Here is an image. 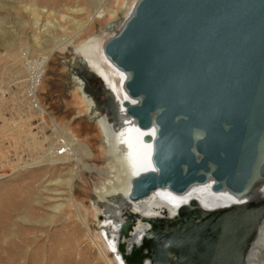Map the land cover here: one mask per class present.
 <instances>
[{"label": "water", "instance_id": "water-1", "mask_svg": "<svg viewBox=\"0 0 264 264\" xmlns=\"http://www.w3.org/2000/svg\"><path fill=\"white\" fill-rule=\"evenodd\" d=\"M101 51L125 77L112 121L147 166L112 256L246 264L264 220V0H136ZM152 195L176 204L148 210Z\"/></svg>", "mask_w": 264, "mask_h": 264}, {"label": "rangeland", "instance_id": "rangeland-1", "mask_svg": "<svg viewBox=\"0 0 264 264\" xmlns=\"http://www.w3.org/2000/svg\"><path fill=\"white\" fill-rule=\"evenodd\" d=\"M135 1L0 0V211L9 208L11 233L21 232L16 264H116L100 229L111 200H96L110 152L83 93L96 106L99 98L82 93L74 73L77 63L103 60L104 43ZM93 72L121 101L120 76ZM36 86L40 108L28 95ZM61 132L74 150H59L53 166Z\"/></svg>", "mask_w": 264, "mask_h": 264}, {"label": "bare ground", "instance_id": "bare-ground-1", "mask_svg": "<svg viewBox=\"0 0 264 264\" xmlns=\"http://www.w3.org/2000/svg\"><path fill=\"white\" fill-rule=\"evenodd\" d=\"M96 16L101 17V13H97ZM121 24L119 25V27L121 26ZM119 27L117 29H119ZM101 55L103 57L102 59L107 64L103 60H101V61L93 60V61L88 62L89 63L88 68H90L92 71H95L97 73H104V72L109 71L112 74V72L114 71L115 73H117L120 76L121 91H122L121 99L122 100L121 101L117 100V98H115L114 100H116V102H117V107L122 108L123 102H125V100H127V98L123 92V82L125 80V77H124V75L118 73L110 65V63L106 60L102 51H101ZM45 62H47V59L44 60L40 64V66L43 67ZM106 87H107V90L109 91V88L107 85H106ZM110 87H112V84H110ZM113 87H112V90H113ZM83 96L85 97L86 102L88 104V108L92 113L91 114L92 118L97 119L98 120L97 122L101 125V128H102L103 133H104V141L106 143L107 149L110 152L109 164H108L107 174H106L107 180H106V183L103 184L102 187L99 189V192L96 193L97 194L96 199L100 202H103V200L108 197V200H111L109 205H107L106 207L104 206L103 207L104 209L102 208L103 212H102L101 217L104 216L106 221H102L103 224L101 225L100 229L102 230V232L104 234L103 238H104V240H105V242H106V244L110 250V253H112V250L115 249V247H116L115 243L112 242V238H113L114 232H115L114 230L117 228L116 224L118 222V215H116V212L119 211L120 208L125 207L126 200L129 198L130 192L132 190V185H133L134 179L137 176L141 175L144 171H146L147 166H146L145 161H144L143 151L142 150L140 151L139 148L137 149V147H136L137 142H135V141H134V148H131L130 146H128V144H126V142H125L126 145L123 144V142H122V144H120V149L123 151L125 150L124 152H127V154L132 156L133 158L140 157L138 168H135L134 164H132L129 160H127L128 158L127 159H124V158L118 159L113 155V150L111 148L112 139H111V132H110L111 130H110L109 123H106L104 121V118L101 116V114L98 111H96V109L94 108L93 103L90 100V98H88V96H86L84 93H83ZM35 108H38V107H35ZM112 126L114 127V129L116 128L115 131L120 136H122V134L123 135L125 134V129L122 127V125L119 126V124L117 123V124H114ZM64 136H66V137H64ZM71 139H72V137H71ZM72 143H73V141L70 140V136H68L67 134L62 133V132L60 133L59 142L56 144L55 147L52 148V150L48 156V157H50L51 164L53 166L55 164H58V162H60L57 159V157H59L58 155H62L61 153H59V150L61 151L64 147L67 150L68 149H70L71 151L74 150V148H73L74 146ZM75 148H76V146H75ZM80 150L84 151V149L78 147V152ZM75 161H76L77 165H82L81 159H78L76 157ZM65 182L69 185V187H70V185L72 186L71 180H67ZM198 196L207 202L212 201L205 194H200ZM156 197H157L156 195H152L150 197L151 199H149L146 202L148 210H150L153 207L155 208L157 206H164V205L173 206L174 204H176V202H174L172 200H169L166 198H162V199L158 200ZM27 202H28V197H24V199L20 201V204H21V206H26ZM11 222H12V215L9 213V208L5 209L4 211H0V223H1V229H0V264H16L19 262L22 255H24L23 250H24L25 246H24V244H22L18 241V237H19L18 235L21 234V232H16L15 235H13L14 233H11V230L9 228ZM263 230H264V220H263V223L259 229L258 237H257L256 241L254 242L253 247L250 250V254L248 255V257L246 259V262H247L246 264H249L250 261L253 259V255H254L256 246H257L258 242L260 241L261 237H262V240H261V243L259 245V251H258L256 257H258V254H259V257H258L259 263L264 264V240H263L264 232H263ZM137 240H138V242H140L139 238ZM115 261H116V264H118L119 261H118L117 257H116Z\"/></svg>", "mask_w": 264, "mask_h": 264}, {"label": "flooded vegetation", "instance_id": "flooded-vegetation-1", "mask_svg": "<svg viewBox=\"0 0 264 264\" xmlns=\"http://www.w3.org/2000/svg\"><path fill=\"white\" fill-rule=\"evenodd\" d=\"M86 63H87V59H86ZM74 74L76 77H78L80 79V81L83 82V84L81 85L82 93L83 92L91 93L95 97L99 98V105L98 106L100 108H98V106H96V105H93V106L96 109V111H98L101 114V116L104 118V121L106 123H109V125H110V130H111L110 132H111V139H112L111 148L113 150V155L118 159L119 158H124V159L128 158L127 160H129L132 164H134L135 168H138L140 157L133 158L132 156L128 155L127 152H124L125 150L123 151L120 149V144H122V142H123V144H125V142L122 141L123 140L122 139L123 134H122V136H120L115 131L116 128L114 129V127L112 126L116 123L114 121H112V114H111L110 110L108 109L109 108V105H108L109 104V93L112 95V97L114 99L116 97H115L114 93L112 92L113 90L110 88V84L108 86V88H109V91H108L107 87H106L107 84L105 83V81L100 76H97L90 68H88L87 64L77 63L76 70H75ZM102 112L105 113V115ZM106 113L109 115H107ZM106 115L108 117H106ZM107 198H105L104 200H107ZM97 202L102 203L98 200H97ZM101 219H102V221H106L104 216H102ZM263 232H264V230H263ZM102 235H104V234L102 233ZM261 240H262V237L256 246V249H255V252L253 255V259L250 261L249 264H260L259 259H258L259 254H258V257H256V255L259 251V245L261 243ZM263 240H264V237H263Z\"/></svg>", "mask_w": 264, "mask_h": 264}, {"label": "built area", "instance_id": "built-area-1", "mask_svg": "<svg viewBox=\"0 0 264 264\" xmlns=\"http://www.w3.org/2000/svg\"><path fill=\"white\" fill-rule=\"evenodd\" d=\"M37 86H38V85H37ZM37 86L34 87V88H31V89L28 91V95H29V93H30V95L34 97V100L32 99V104H33V106H35V105L39 106L38 100L36 99V88H37ZM39 108H40V106H39Z\"/></svg>", "mask_w": 264, "mask_h": 264}]
</instances>
